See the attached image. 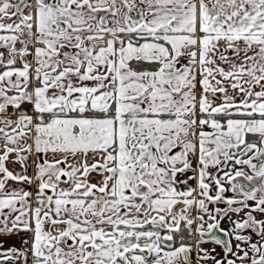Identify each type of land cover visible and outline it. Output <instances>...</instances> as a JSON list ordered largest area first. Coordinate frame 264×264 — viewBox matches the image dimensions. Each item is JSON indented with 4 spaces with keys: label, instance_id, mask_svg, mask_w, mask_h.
I'll use <instances>...</instances> for the list:
<instances>
[{
    "label": "snow or ice",
    "instance_id": "snow-or-ice-1",
    "mask_svg": "<svg viewBox=\"0 0 264 264\" xmlns=\"http://www.w3.org/2000/svg\"><path fill=\"white\" fill-rule=\"evenodd\" d=\"M0 264H264V0H0Z\"/></svg>",
    "mask_w": 264,
    "mask_h": 264
}]
</instances>
